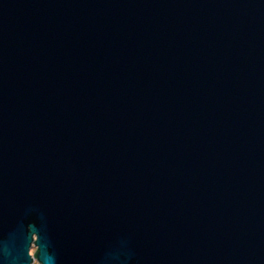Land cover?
<instances>
[{
	"label": "water",
	"instance_id": "water-1",
	"mask_svg": "<svg viewBox=\"0 0 264 264\" xmlns=\"http://www.w3.org/2000/svg\"><path fill=\"white\" fill-rule=\"evenodd\" d=\"M35 261L264 264V0H0V264Z\"/></svg>",
	"mask_w": 264,
	"mask_h": 264
},
{
	"label": "rangeland",
	"instance_id": "rangeland-1",
	"mask_svg": "<svg viewBox=\"0 0 264 264\" xmlns=\"http://www.w3.org/2000/svg\"><path fill=\"white\" fill-rule=\"evenodd\" d=\"M34 251H35V250L32 249V251H31L32 255H33ZM34 264H37V262L35 261Z\"/></svg>",
	"mask_w": 264,
	"mask_h": 264
},
{
	"label": "flooded vegetation",
	"instance_id": "flooded-vegetation-1",
	"mask_svg": "<svg viewBox=\"0 0 264 264\" xmlns=\"http://www.w3.org/2000/svg\"><path fill=\"white\" fill-rule=\"evenodd\" d=\"M35 252V251H34ZM32 254V253H31ZM34 264V263H33Z\"/></svg>",
	"mask_w": 264,
	"mask_h": 264
}]
</instances>
